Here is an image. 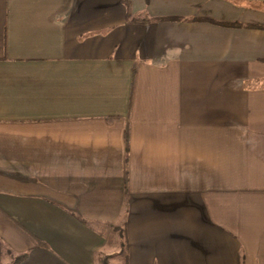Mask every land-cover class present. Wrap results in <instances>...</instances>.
Returning <instances> with one entry per match:
<instances>
[{"label": "crops", "instance_id": "1", "mask_svg": "<svg viewBox=\"0 0 264 264\" xmlns=\"http://www.w3.org/2000/svg\"><path fill=\"white\" fill-rule=\"evenodd\" d=\"M122 253L264 264V0H0V264Z\"/></svg>", "mask_w": 264, "mask_h": 264}, {"label": "rangeland", "instance_id": "2", "mask_svg": "<svg viewBox=\"0 0 264 264\" xmlns=\"http://www.w3.org/2000/svg\"><path fill=\"white\" fill-rule=\"evenodd\" d=\"M125 255L104 256L100 259V264H125Z\"/></svg>", "mask_w": 264, "mask_h": 264}, {"label": "trees", "instance_id": "3", "mask_svg": "<svg viewBox=\"0 0 264 264\" xmlns=\"http://www.w3.org/2000/svg\"><path fill=\"white\" fill-rule=\"evenodd\" d=\"M161 19H154L153 21H159ZM142 21H152V20H142ZM24 258V256H20L19 258H17L14 262V264H18L22 259Z\"/></svg>", "mask_w": 264, "mask_h": 264}]
</instances>
